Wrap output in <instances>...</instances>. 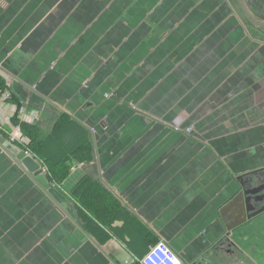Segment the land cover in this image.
<instances>
[{"label": "crops", "instance_id": "crops-1", "mask_svg": "<svg viewBox=\"0 0 264 264\" xmlns=\"http://www.w3.org/2000/svg\"><path fill=\"white\" fill-rule=\"evenodd\" d=\"M0 79L9 115L36 112L45 136L66 115L94 150L47 189L0 144V264H139L159 243L184 264H264L250 226L220 241L264 172V0H0ZM94 184L89 211L75 191ZM96 206L122 213L107 241L79 218ZM123 212L138 225L118 234Z\"/></svg>", "mask_w": 264, "mask_h": 264}, {"label": "trees", "instance_id": "trees-1", "mask_svg": "<svg viewBox=\"0 0 264 264\" xmlns=\"http://www.w3.org/2000/svg\"><path fill=\"white\" fill-rule=\"evenodd\" d=\"M5 87L0 79V93H5ZM13 123L18 125L20 123L19 119L15 117ZM24 135L28 139V144L25 145L24 149L29 151L35 158L43 162V165L48 167L49 173L46 174L50 186L54 183L62 184L70 175L71 165L73 161L78 162H91L93 159V143L91 142L90 134L85 127L73 121L68 116L64 115L60 118L56 124L54 131L51 135L45 136L41 129L37 125L22 124L21 125ZM68 135H72L71 146L65 145L63 139ZM67 135V136H68ZM56 143L58 149L53 145ZM102 186L99 184H94L93 186L84 187L81 185L78 191V199L83 208L89 211H93L90 207L94 203L92 197L84 195L85 193L96 194V202H99L100 194L103 192ZM99 199V200H98ZM99 204V203H98ZM96 205V204H95ZM108 211V212H105ZM121 212H115L113 206H104L102 210L99 206H96V212H79V218L81 219L83 225L87 230L91 231L93 234L99 236L102 241H107L109 235L100 227V223L103 225L110 226L113 222L121 219ZM125 227L123 230H114L118 234L125 231L126 233H131V228L134 223V219L129 217L127 212H123ZM138 225V223H134Z\"/></svg>", "mask_w": 264, "mask_h": 264}, {"label": "built area", "instance_id": "built-area-1", "mask_svg": "<svg viewBox=\"0 0 264 264\" xmlns=\"http://www.w3.org/2000/svg\"><path fill=\"white\" fill-rule=\"evenodd\" d=\"M0 98L1 121V119L4 118L3 114L9 112V109H11V107L9 106V100L10 98H12V94L10 91H6L5 93H0ZM15 117L19 118L22 124L31 125L35 123L36 119L38 118V115L36 113L27 114L22 108L19 110L15 109L10 115L8 114L5 118L7 124L11 126L10 121H12V119H14ZM183 125L179 127V124H177L175 126V129L178 132H187V130L190 131L189 129H185ZM23 138L24 135L21 126H11L10 131L8 130V138L6 140L11 145L23 149L27 155L33 156L29 151L24 149L23 144H25V141ZM138 262L139 264H184L179 255L165 243H159L153 248H151L144 257L138 260Z\"/></svg>", "mask_w": 264, "mask_h": 264}, {"label": "water", "instance_id": "water-1", "mask_svg": "<svg viewBox=\"0 0 264 264\" xmlns=\"http://www.w3.org/2000/svg\"><path fill=\"white\" fill-rule=\"evenodd\" d=\"M0 144H2L5 147V149H7L9 152L16 155L17 160L21 163V165L26 167L31 173L35 174L40 184L44 186L45 188L49 189L50 186L46 180V175L44 173L43 166L34 156H29L26 154L24 150H21L20 148H17L16 146L11 145L1 135H0ZM261 173H264V172H261ZM257 178L259 180L257 182H254L253 180L248 181L245 184L242 182L241 189L238 195L231 202H229L225 210L226 212H229L230 209H235L234 212H251L250 202L252 200L259 201L262 199V196H263L261 188H258V189L254 188L255 190L251 188L252 185L256 186V184L260 182V179L262 178V176L257 177ZM253 196L257 198H254ZM256 212H264V208H261L260 210Z\"/></svg>", "mask_w": 264, "mask_h": 264}, {"label": "rangeland", "instance_id": "rangeland-1", "mask_svg": "<svg viewBox=\"0 0 264 264\" xmlns=\"http://www.w3.org/2000/svg\"><path fill=\"white\" fill-rule=\"evenodd\" d=\"M6 91H8L7 89H5V91L4 92H6ZM12 97H13V94H12ZM106 97H109V95H106ZM1 99V98H0ZM12 99H14V98H10V100H9V102H11L12 101ZM19 110V109H18ZM24 112L25 113H27V114H31V113H36V112H33V111H26V110H24ZM37 114V113H36ZM4 115V118H2L1 119V121H0V134L1 135H3V137L5 138V139H7L8 138V130L10 131V128H11V126H21L22 125V123L20 122L18 125H15L14 123H13V119H12V121H10V124H11V126L10 125H8L7 124V122H6V117H7V113H5V114H3ZM38 115V114H37ZM19 119V118H18ZM20 121V120H19ZM185 123V120L182 118V117H179V118H177V119H175L173 122H171L170 124V127H171V129H173L174 131H176V132H178L176 129H175V126L177 125V124H179V127H181V125H183ZM31 125H35V124H31ZM184 126V125H183ZM22 128V127H21ZM185 129H189L190 131H188L187 130V132L186 131H184L183 133L185 134V135H187V136H195V134L196 133H198V131H197V129L194 127V126H191V127H184ZM192 130V131H191ZM22 132H23V130H22ZM23 135H24V132H23ZM68 134H66V136L64 137V139H63V141H64V143H65V145H68V146H71V145H73L72 143V135H68ZM24 141H25V144H23L24 146L23 147H25V145H27L28 144V139H27V137L24 135ZM7 141V140H6ZM53 145L58 149V145L56 144V143H53ZM58 146V147H57ZM18 148V147H17ZM30 151V150H29ZM43 163V162H42ZM82 163V162H81ZM72 168V167H71ZM44 170V169H43ZM49 169H48V167L45 165V175L46 174H48L49 173V171H48ZM71 170H70V174H71ZM53 186H55V187H60L61 185L60 184H58V183H54L53 184ZM251 230H252V232H251V239H252V242H254V241H256V240H260V241H264V221H262L261 219H255L253 222H252V224L250 225V227H249ZM249 228H247V229H249ZM255 247V245H253V255H254V257H256V256H258L259 255V253H263L264 252V250L263 249H255L254 248ZM264 256H262V258H263ZM136 258H138V257H135L134 258V260H136ZM137 262V261H136Z\"/></svg>", "mask_w": 264, "mask_h": 264}, {"label": "flooded vegetation", "instance_id": "flooded-vegetation-1", "mask_svg": "<svg viewBox=\"0 0 264 264\" xmlns=\"http://www.w3.org/2000/svg\"><path fill=\"white\" fill-rule=\"evenodd\" d=\"M251 188L253 190H255L254 188H261L263 195L261 200H252L250 202L251 212H234L235 209H230L233 212H220V219L222 220L221 222L224 224L225 228L222 238L220 240L222 243H232L234 239V231L238 227L250 226L252 222L258 218L264 221V212H256L261 208H264V173L262 174L260 182L257 183L256 186L252 185Z\"/></svg>", "mask_w": 264, "mask_h": 264}]
</instances>
